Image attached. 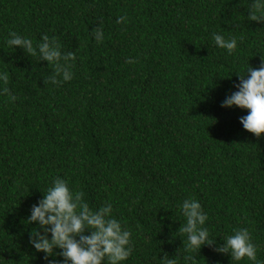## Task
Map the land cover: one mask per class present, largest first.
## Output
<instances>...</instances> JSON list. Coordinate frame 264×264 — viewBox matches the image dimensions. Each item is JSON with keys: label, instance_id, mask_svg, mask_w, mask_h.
I'll list each match as a JSON object with an SVG mask.
<instances>
[{"label": "trees", "instance_id": "obj_1", "mask_svg": "<svg viewBox=\"0 0 264 264\" xmlns=\"http://www.w3.org/2000/svg\"><path fill=\"white\" fill-rule=\"evenodd\" d=\"M250 3L0 0V67L17 97L0 95V264H44L25 220L55 176L90 207L110 202L132 230L121 264H160L155 257L176 249L182 257L179 204L187 197L208 213L216 244L248 228L264 262V133L243 129L246 109L220 106L246 64L264 58V20L249 16ZM121 15L127 22L118 24ZM97 25L101 42L92 37ZM9 30L34 44L55 37L75 53L73 78L44 83L51 65L11 51ZM213 32L235 35L237 48H217ZM192 255L195 264H254L208 246Z\"/></svg>", "mask_w": 264, "mask_h": 264}, {"label": "clouds", "instance_id": "obj_2", "mask_svg": "<svg viewBox=\"0 0 264 264\" xmlns=\"http://www.w3.org/2000/svg\"><path fill=\"white\" fill-rule=\"evenodd\" d=\"M249 16L253 20H264V0H251ZM127 22L126 16L116 18V23ZM92 37L97 42L105 38L102 25L92 30ZM242 39V37H241ZM212 40L217 48H222L230 55L238 45L235 35L225 37L213 32ZM4 44L15 51L20 48L30 57L46 61L51 71L43 77L44 83L57 85L73 78L72 60L75 53L62 51L55 37L42 34L34 44L27 36L9 30ZM126 63H133L134 58L126 57ZM7 65L0 61V66ZM238 83L231 94H226L220 106H236L246 109L239 117V123L247 132L259 137L264 133V58L259 67L246 64L243 74L237 75ZM10 74L0 67V95H5L10 102L17 97L8 87ZM179 211L184 222L177 231L184 235V252L179 249L177 255L162 254L160 264H195L196 256L202 246L212 247L219 254H228L234 261L247 259L254 264H264L257 258V246L253 243L248 228L234 229L223 238L222 244H216L215 237L206 226L208 213L204 211L198 199L187 197L179 204ZM26 224H33L28 232V243L35 252L42 253L44 264H121L132 253V230L121 219L113 215V205L105 202L98 207H90L84 200L83 193L69 186V181L61 176L52 178L42 191V197L30 205ZM88 234H84L85 230ZM58 250V251H57ZM219 264V262H217Z\"/></svg>", "mask_w": 264, "mask_h": 264}]
</instances>
